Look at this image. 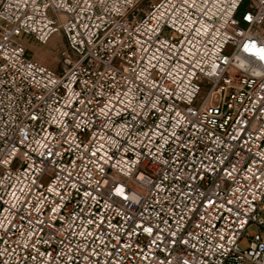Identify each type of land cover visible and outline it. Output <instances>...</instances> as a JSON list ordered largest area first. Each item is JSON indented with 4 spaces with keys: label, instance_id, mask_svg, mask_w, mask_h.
<instances>
[{
    "label": "built area",
    "instance_id": "2783aa9c",
    "mask_svg": "<svg viewBox=\"0 0 264 264\" xmlns=\"http://www.w3.org/2000/svg\"><path fill=\"white\" fill-rule=\"evenodd\" d=\"M261 49L264 0H0V264H264Z\"/></svg>",
    "mask_w": 264,
    "mask_h": 264
},
{
    "label": "rangeland",
    "instance_id": "374dc122",
    "mask_svg": "<svg viewBox=\"0 0 264 264\" xmlns=\"http://www.w3.org/2000/svg\"><path fill=\"white\" fill-rule=\"evenodd\" d=\"M22 42L29 56L55 70L61 68V51L66 48V44L60 31L54 32L45 43H39L28 35L22 36Z\"/></svg>",
    "mask_w": 264,
    "mask_h": 264
},
{
    "label": "snow or ice",
    "instance_id": "6c2138e0",
    "mask_svg": "<svg viewBox=\"0 0 264 264\" xmlns=\"http://www.w3.org/2000/svg\"><path fill=\"white\" fill-rule=\"evenodd\" d=\"M248 19H251V17H248ZM261 52H264V49H261ZM262 58H264V57H262Z\"/></svg>",
    "mask_w": 264,
    "mask_h": 264
}]
</instances>
